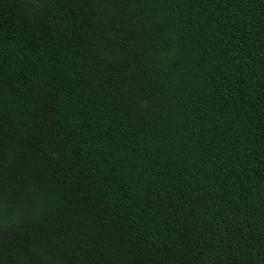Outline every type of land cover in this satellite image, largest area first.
<instances>
[{"label": "trees", "instance_id": "obj_1", "mask_svg": "<svg viewBox=\"0 0 264 264\" xmlns=\"http://www.w3.org/2000/svg\"><path fill=\"white\" fill-rule=\"evenodd\" d=\"M0 264H264V0H0Z\"/></svg>", "mask_w": 264, "mask_h": 264}]
</instances>
